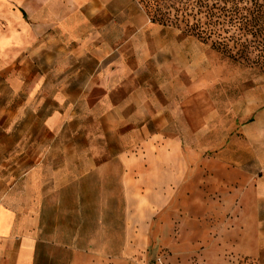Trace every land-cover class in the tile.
Returning <instances> with one entry per match:
<instances>
[{"label":"crops","instance_id":"1","mask_svg":"<svg viewBox=\"0 0 264 264\" xmlns=\"http://www.w3.org/2000/svg\"><path fill=\"white\" fill-rule=\"evenodd\" d=\"M0 54L5 102L31 104L28 117L42 120L27 128L36 137L6 149L5 166L28 169L0 199V264H25L34 250L39 184L61 181L60 166L90 171L105 143L121 166L123 251L143 264L153 219L197 182V156L219 117L204 81L210 46L154 21L141 0H0ZM231 111V141L244 143L230 142L218 160L216 187L238 204L230 207L257 216L264 240L263 75Z\"/></svg>","mask_w":264,"mask_h":264},{"label":"rangeland","instance_id":"2","mask_svg":"<svg viewBox=\"0 0 264 264\" xmlns=\"http://www.w3.org/2000/svg\"><path fill=\"white\" fill-rule=\"evenodd\" d=\"M193 1L196 0H141L150 17L184 33H190L195 22L197 8H187ZM256 4L242 5L250 14L260 6L264 14V0ZM253 20L249 15L248 22L217 28L212 39L206 41L212 66L204 81L219 117L213 133L205 140L202 158L197 156L201 160L197 182L188 194L178 191L153 219L148 257L143 264H262L256 258L264 256V240L256 228L257 216L235 210L234 205L230 207L229 203L235 202L233 197L230 199L227 192L216 187L218 175L224 174L218 172V160L228 159L230 142L244 143L240 134V141H231L234 132H230V126L235 121L231 106L242 98L245 84L264 76V63L254 62L258 58L264 62V57H260L264 45L253 43L264 38V17L258 24L259 37L252 35L258 27H254ZM5 63L6 56L0 54V199L28 169L5 166L6 149L15 148L23 138L36 137L28 135L27 128L40 127L42 121L28 117L31 104L5 102V80L10 78ZM44 133L42 130L37 137ZM97 147L96 165L90 171L75 175L73 166H60L53 178L61 181L39 184V228L34 250L25 264H141L126 257L123 251L126 205L120 162L112 145ZM68 178L76 180L65 181Z\"/></svg>","mask_w":264,"mask_h":264},{"label":"trees","instance_id":"3","mask_svg":"<svg viewBox=\"0 0 264 264\" xmlns=\"http://www.w3.org/2000/svg\"><path fill=\"white\" fill-rule=\"evenodd\" d=\"M260 1L261 0H196L188 3L187 8H190L191 10L197 8V12L193 16L195 22L190 28V33L187 34L197 36L202 41L206 42L207 40L212 39L217 28H223L225 25L230 27L235 25L238 21L248 22L249 15H252V19H254L253 21L255 22L254 27H256L260 23L261 17H264V14H262L260 10V6L257 7L256 11L251 14L245 6L250 2H255L258 6ZM242 4H245V6ZM189 15H192V13ZM153 20L159 22L158 20ZM259 26L257 27V31L255 30L252 32V35L258 37L261 35V33H259V31H261ZM224 32L228 31L224 30ZM253 43L264 45V38L261 40H255ZM213 45L215 44L213 43ZM260 57H264V50L262 51V55ZM254 62L258 64L264 63L261 61V58L254 60Z\"/></svg>","mask_w":264,"mask_h":264},{"label":"bare ground","instance_id":"4","mask_svg":"<svg viewBox=\"0 0 264 264\" xmlns=\"http://www.w3.org/2000/svg\"><path fill=\"white\" fill-rule=\"evenodd\" d=\"M144 217H145V214L144 215L141 214L140 219H143Z\"/></svg>","mask_w":264,"mask_h":264}]
</instances>
